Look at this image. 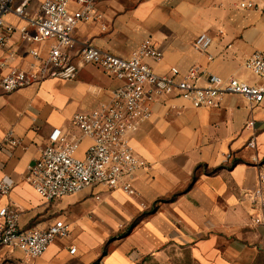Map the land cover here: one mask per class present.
Here are the masks:
<instances>
[{
  "label": "crops",
  "instance_id": "crops-1",
  "mask_svg": "<svg viewBox=\"0 0 264 264\" xmlns=\"http://www.w3.org/2000/svg\"><path fill=\"white\" fill-rule=\"evenodd\" d=\"M242 1L99 0L102 20L81 22L74 31L75 78H47L13 92L0 87V178L15 182L2 203L15 204L22 228L44 229L59 219L71 228L35 259L1 247L0 264H264V214L257 223L254 201L264 174V100L251 106L241 95L224 94L218 106L196 107L171 94L149 102L151 116L131 134L148 164L134 174V196L96 184L47 201L24 179L54 130L68 140L81 137L73 116L108 103L122 85L103 67L81 61V44L129 58L150 40L163 53L144 60L157 74L195 65L205 74L200 86L208 74L260 83L245 63L254 52L264 53V0H255L260 9L242 8ZM5 19L26 23L11 13ZM201 33L211 37L207 51L194 47ZM10 46L12 64L25 67L32 60L29 48L47 44L15 34ZM8 52L0 47V62ZM7 72L0 66V78ZM250 119L258 129L255 149L246 146ZM11 131L19 144L9 143ZM92 142L81 137L76 157L83 158Z\"/></svg>",
  "mask_w": 264,
  "mask_h": 264
},
{
  "label": "built area",
  "instance_id": "built-area-1",
  "mask_svg": "<svg viewBox=\"0 0 264 264\" xmlns=\"http://www.w3.org/2000/svg\"><path fill=\"white\" fill-rule=\"evenodd\" d=\"M33 1L0 0V47L9 48L8 55L0 62L1 67L8 68V72L0 78V87L4 92L39 84L47 78H75L78 65L71 53V49L79 43L74 37L75 28L81 22L100 21L103 18L97 11L99 0H38L35 10L31 7ZM72 4L76 8H72ZM240 6L261 8L255 0H244ZM9 13L26 23L18 25L7 22L5 16ZM102 28H105L104 24ZM15 34H19L24 41L47 44L45 49L29 48L32 60L25 67L12 64L16 52L10 44ZM211 42L208 34L201 33L194 47L207 51ZM77 52L81 61L103 67L122 80V85L112 91L108 103L90 113H76L73 116V123L81 137L93 140L83 158L75 155L81 137L68 140L60 131L54 130L51 143L28 166L24 179L47 201L96 184L134 196L137 193L132 183L134 174L148 164L136 153L131 134L138 129L142 120L151 116L149 102L156 98L175 94L190 100L196 107L218 106L224 94L241 95L251 106L264 100V53L260 51L254 52L245 63L260 77V83L248 84L236 78L224 79L216 74H208L205 86L197 84L199 78L205 75L199 66L194 65L184 73L176 67L169 74L155 73L144 60L148 57L160 59L163 53L150 40L140 44L129 58L116 56L90 43L81 44ZM245 128L253 133L246 146L255 149L256 121L250 119ZM8 141L13 145L19 144L12 131ZM14 186L15 182L10 178H0V248L8 246L19 249L29 259H35L44 254L57 238L67 237L71 231L70 224L59 219L44 229L22 228L20 211L15 204L2 203V198ZM254 201L261 213L255 217L259 223L264 214L262 173L254 191ZM74 251L75 248H72L71 252Z\"/></svg>",
  "mask_w": 264,
  "mask_h": 264
},
{
  "label": "trees",
  "instance_id": "trees-1",
  "mask_svg": "<svg viewBox=\"0 0 264 264\" xmlns=\"http://www.w3.org/2000/svg\"><path fill=\"white\" fill-rule=\"evenodd\" d=\"M136 222V221H135Z\"/></svg>",
  "mask_w": 264,
  "mask_h": 264
}]
</instances>
